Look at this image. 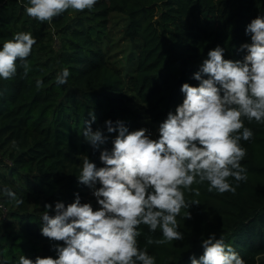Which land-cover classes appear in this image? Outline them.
<instances>
[{"label":"trees","instance_id":"obj_1","mask_svg":"<svg viewBox=\"0 0 264 264\" xmlns=\"http://www.w3.org/2000/svg\"><path fill=\"white\" fill-rule=\"evenodd\" d=\"M26 3L0 0V50L18 32H30L36 40L27 76L17 61L16 75L0 78V204L6 209H0V264H19L22 255L33 261L58 258L55 248L63 242L41 232L45 205H52L47 211L54 216L57 202L67 206L77 194L82 204L90 202L92 189L78 176L84 157L97 168L104 166L100 151H111L118 134L108 133L105 122H122L131 132L144 129L139 121L145 120L159 129L183 103L182 85L199 86L193 76L208 52L219 46L224 59L242 60L246 50L241 46L251 43L247 26L264 17V0H97L90 11L69 10L48 23L30 18ZM113 13L125 17L123 35L136 44L123 73L109 61L105 47ZM64 68L70 72L67 83L57 85ZM90 112L96 117L93 131L108 137L99 149L83 137ZM244 124L254 135L240 142L248 179L235 194L209 192L207 182L192 186L199 196L185 191L187 202L199 204L177 217L182 240L147 244L149 238L162 239V233L139 226V247L155 264H191V256L203 255L202 240L211 234L245 264H264V124L246 119ZM5 188L24 202L17 206Z\"/></svg>","mask_w":264,"mask_h":264},{"label":"clouds","instance_id":"obj_2","mask_svg":"<svg viewBox=\"0 0 264 264\" xmlns=\"http://www.w3.org/2000/svg\"><path fill=\"white\" fill-rule=\"evenodd\" d=\"M97 0H27L26 14L40 22L51 23L68 12L92 10ZM251 43L242 60L224 59V50L217 46L208 52L200 70L193 76L199 86L184 83L183 103L175 114L169 113L159 125V138L152 139L147 129L129 132L122 122L106 121L108 133L117 132L111 151H100L96 164L84 157L78 176L80 183L93 190L99 210L81 203L77 194L73 203L55 204V215L47 209L42 215V235L63 242L55 251L58 258L37 257L35 261L20 256L19 264H155V258L141 249L138 237L140 225L151 232L158 229L162 239L147 240V244H165L182 240L177 217L192 204L185 191L195 192L194 184L207 182L208 191L235 194L241 181H247V169L241 161L246 149L241 140L249 141L253 131L249 122L264 124V17L253 19L246 28ZM35 38L30 32H18L4 42L0 50V78L11 79L21 62L27 76ZM70 72L64 68L56 76L57 85L67 83ZM207 77V78H205ZM36 86L42 87L37 80ZM85 121L83 137L99 149L108 137L99 129L93 131L94 113ZM15 145V142H13ZM236 181V185L230 182ZM99 183L100 187L96 185ZM3 193L19 206L24 201L5 188ZM185 218H191L186 212ZM203 255L190 257L191 264H245L239 254L215 234L202 240Z\"/></svg>","mask_w":264,"mask_h":264},{"label":"rangeland","instance_id":"obj_3","mask_svg":"<svg viewBox=\"0 0 264 264\" xmlns=\"http://www.w3.org/2000/svg\"><path fill=\"white\" fill-rule=\"evenodd\" d=\"M126 23L127 21L124 16L116 13L111 14L108 24V36L105 43L109 61L115 64L121 73L127 72L128 64L134 58L136 51V44L129 42L123 35ZM127 75H130V73ZM139 122L144 124V129H147V134L150 135V138H159V129L155 125H151L145 120H140ZM88 198L93 210L101 208L96 197L93 195V190L90 191ZM5 211L6 209L4 208L3 212L5 213Z\"/></svg>","mask_w":264,"mask_h":264},{"label":"built area","instance_id":"obj_4","mask_svg":"<svg viewBox=\"0 0 264 264\" xmlns=\"http://www.w3.org/2000/svg\"><path fill=\"white\" fill-rule=\"evenodd\" d=\"M0 209L3 211L4 210V207L0 204Z\"/></svg>","mask_w":264,"mask_h":264}]
</instances>
